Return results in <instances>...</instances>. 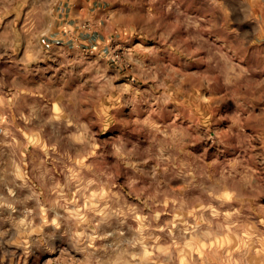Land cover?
<instances>
[{"label":"rangeland","instance_id":"obj_1","mask_svg":"<svg viewBox=\"0 0 264 264\" xmlns=\"http://www.w3.org/2000/svg\"><path fill=\"white\" fill-rule=\"evenodd\" d=\"M0 264H264V0H0Z\"/></svg>","mask_w":264,"mask_h":264},{"label":"crops","instance_id":"obj_2","mask_svg":"<svg viewBox=\"0 0 264 264\" xmlns=\"http://www.w3.org/2000/svg\"><path fill=\"white\" fill-rule=\"evenodd\" d=\"M73 3H75V2H73Z\"/></svg>","mask_w":264,"mask_h":264}]
</instances>
